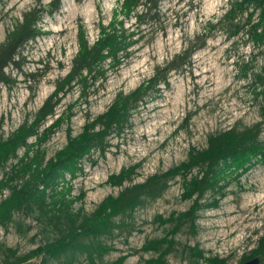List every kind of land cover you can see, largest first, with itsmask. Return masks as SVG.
Segmentation results:
<instances>
[{"label":"rangeland","instance_id":"obj_1","mask_svg":"<svg viewBox=\"0 0 264 264\" xmlns=\"http://www.w3.org/2000/svg\"><path fill=\"white\" fill-rule=\"evenodd\" d=\"M32 8L40 12L38 26L43 34L28 41L16 57L17 64H9L4 70L9 81L0 82V137L31 119L54 90L56 81L69 71L78 47L79 26L92 42L97 37L98 22L109 20L104 13L97 19L100 8L97 5L93 10L91 0H51L47 4L44 0H0V31L4 38L15 20ZM157 9V15L148 17L141 27L142 36L131 47V56L117 70L108 71L106 80L91 86L86 96H79V89L73 87L63 96L55 115L46 121L45 125L60 114H70L68 121L41 144L48 158L65 143L67 126L72 134L78 133L88 117L106 110L118 91L133 90L153 74L156 66L176 54L177 42L180 51L191 50L186 63L168 74V83L159 84L157 91L149 92L138 103L124 130L112 133L103 150L95 148L82 159L83 170L71 181V194L84 192L83 200L73 204L74 208L81 206L84 213L91 212L103 197L117 194L123 186L184 161L190 147L206 145L208 134L232 126L240 129L262 120L264 77L260 83L256 74H262L264 49L253 46L243 33L228 37L225 24L207 31L208 23L222 16L218 11L225 12L214 0H188L187 4L185 0H159ZM133 22L129 20L126 26ZM192 27L196 31L190 38L186 30ZM204 30L207 35H203ZM161 56L164 59L158 62ZM259 138L264 141V124ZM22 152L20 149L18 155ZM16 160L10 159L5 169ZM132 164L138 168L131 182L122 187L105 182L109 174ZM224 191L216 208L198 212L195 234L189 232L187 224L176 234L175 250L167 255L169 264H189L186 247L194 244L204 250L205 256L225 257L228 264L238 263L241 256L256 247L264 229V162L230 181ZM181 192V178L177 176L160 197L145 200L130 215L115 217L123 225L99 238L112 251L94 257L93 263L79 254L72 264H107L123 254H128L124 264H143V259L154 254L138 249L147 239L161 237L168 229L154 217H166L189 207L190 201L182 200ZM0 230L5 241L0 244L17 249L18 254L28 252L46 238L33 213H15L13 221L0 226ZM4 257L0 251V264H4ZM40 261V257L33 258L25 264ZM66 261L61 257L49 264Z\"/></svg>","mask_w":264,"mask_h":264},{"label":"trees","instance_id":"obj_2","mask_svg":"<svg viewBox=\"0 0 264 264\" xmlns=\"http://www.w3.org/2000/svg\"><path fill=\"white\" fill-rule=\"evenodd\" d=\"M158 1L124 0L121 9L123 19L98 22L97 37L92 42L79 26L78 47L69 71L56 81L54 90L31 119H25L8 135L0 137V226L5 227L12 222L15 213H33L41 231L46 234L42 243L24 254L0 244V251L5 255L4 264H25L39 257L40 264H49L61 257L67 259L65 264H72L79 254H84L93 263L94 257L100 258L113 250L99 238L123 225L122 222L117 223L115 217L130 215L145 200L160 197L169 181L179 176L180 197L190 201L189 207L172 211L166 217L157 214L154 221L161 226L167 224L168 229L161 237L147 239L138 249L154 254L143 259V264H169L167 255L175 250V236L183 226L187 224L189 232L195 234L198 212L216 208L230 181L264 162V141L259 138L264 124L263 104L261 121L240 129L232 126L208 134L204 147H190L184 161L165 171L154 172L140 182L123 186L125 182L132 181L138 165L123 167L109 174L105 181L113 187L123 186L117 194L103 197L89 213H84L81 206L73 207L84 198V192L71 194V181L83 170L82 159L95 148L103 150L112 133L120 134L138 103L149 92L157 91L159 84H167L168 74L186 63L191 50L183 49L162 66H156L153 74L133 90L127 93L118 91L106 110L93 118L88 117L78 133L72 134L67 126L65 143L48 158L40 146L68 121L70 114H60L47 125L46 121L55 115L63 96L73 87L77 86L79 96H86L91 86L106 80L108 71L117 70L131 56V47L142 36L141 27L147 23L148 17L157 15ZM40 18L39 10L32 8L23 12L21 19H16L7 31L4 42L0 43V82L9 81L4 70L9 64H17L20 49L43 34L38 26ZM131 19L134 22L126 26ZM218 24L227 26L228 37L243 33L253 46L264 49V0H232L224 14L205 28L208 31ZM204 33L207 35L206 31ZM261 69L262 74H256L260 83L264 77V65ZM31 138L33 140L30 141ZM20 149L23 152L19 156ZM13 158L17 159L16 162L6 170V163ZM186 252L189 264H228L225 257L205 256L198 244L187 246ZM127 257L128 254L120 255L107 264H124ZM252 258H258V264H264V229L256 247L241 256L236 264Z\"/></svg>","mask_w":264,"mask_h":264},{"label":"clouds","instance_id":"obj_3","mask_svg":"<svg viewBox=\"0 0 264 264\" xmlns=\"http://www.w3.org/2000/svg\"><path fill=\"white\" fill-rule=\"evenodd\" d=\"M16 0H13V3H15ZM29 2H34V0H29ZM51 0H44V3H50ZM188 0H185V4H187ZM197 3H199V0H196ZM215 4L219 7H223L225 11L228 8V0H214ZM124 0H91V5L93 10L98 5L100 8V12L96 13L97 19H99V16L101 13L107 14L109 16V19L114 18L115 20L119 21L123 19V15H121V9L123 7ZM12 5L9 4L8 8H11ZM183 7V5H181ZM7 11V9H5ZM17 13H13V15H16ZM218 15H223V12L217 13ZM210 18V17H209ZM216 20H213V23H215ZM98 31V29H97ZM188 32L189 37L191 38L193 36V33L196 31L195 27L189 28L186 30ZM4 42V34L2 31H0V43ZM181 50V45L179 42L175 44V53H178ZM164 59L163 56L158 58V62H162ZM239 239V237H238ZM0 242H5L3 240V231L0 230Z\"/></svg>","mask_w":264,"mask_h":264},{"label":"water","instance_id":"obj_4","mask_svg":"<svg viewBox=\"0 0 264 264\" xmlns=\"http://www.w3.org/2000/svg\"><path fill=\"white\" fill-rule=\"evenodd\" d=\"M258 258H252L250 260L245 261L243 264H258Z\"/></svg>","mask_w":264,"mask_h":264}]
</instances>
